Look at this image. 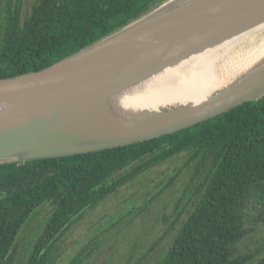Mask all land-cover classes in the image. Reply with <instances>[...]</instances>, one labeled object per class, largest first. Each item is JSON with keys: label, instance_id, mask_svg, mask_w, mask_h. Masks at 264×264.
Instances as JSON below:
<instances>
[{"label": "trees", "instance_id": "obj_1", "mask_svg": "<svg viewBox=\"0 0 264 264\" xmlns=\"http://www.w3.org/2000/svg\"><path fill=\"white\" fill-rule=\"evenodd\" d=\"M163 0H0V79L37 72L91 45ZM183 154L186 181L166 248L149 264H264V245H243L250 209L264 220V96L189 128L87 154L0 164V264H57L61 243L85 213L146 171ZM41 229L17 257L37 211ZM164 221H169L164 216ZM94 244L93 242H91ZM95 245V244H94ZM86 246L66 264H85ZM87 249V250H86ZM135 247L124 264H141Z\"/></svg>", "mask_w": 264, "mask_h": 264}, {"label": "water", "instance_id": "obj_2", "mask_svg": "<svg viewBox=\"0 0 264 264\" xmlns=\"http://www.w3.org/2000/svg\"><path fill=\"white\" fill-rule=\"evenodd\" d=\"M262 25L264 0H163L46 68L0 79V164L128 146L261 99L264 52L226 73L200 100L153 107L125 101L158 98L146 83ZM260 45L245 43L230 57L251 55Z\"/></svg>", "mask_w": 264, "mask_h": 264}, {"label": "rangeland", "instance_id": "obj_3", "mask_svg": "<svg viewBox=\"0 0 264 264\" xmlns=\"http://www.w3.org/2000/svg\"><path fill=\"white\" fill-rule=\"evenodd\" d=\"M21 2L23 11L27 12L34 0ZM183 159L181 154L146 171L85 213L65 234L60 248L63 253L57 264H66L86 246L92 248L93 253L85 264H124L133 247L136 258L147 255L141 264L152 263L172 236V230L164 234L168 232L179 190L187 179L185 169L179 172ZM259 210L257 204L250 209L246 227L253 229L250 237L239 245L241 250L244 244L249 248L264 245V220H254ZM47 213V208L37 211L22 230L16 243L17 257L27 253L29 242L41 229ZM164 216H168L169 221L165 222Z\"/></svg>", "mask_w": 264, "mask_h": 264}, {"label": "bare ground", "instance_id": "obj_4", "mask_svg": "<svg viewBox=\"0 0 264 264\" xmlns=\"http://www.w3.org/2000/svg\"><path fill=\"white\" fill-rule=\"evenodd\" d=\"M263 37L264 25L218 48L191 57L146 83V88L155 87L153 89L157 91L154 94L158 98L148 93L146 98L131 96L125 101L132 106L153 107L168 101L200 100L207 90L223 81L226 73L234 71L236 66L248 65L255 60L256 56L263 53ZM252 41L255 44L259 41L262 47L249 52L251 55H243L237 60L230 57L238 52V48Z\"/></svg>", "mask_w": 264, "mask_h": 264}]
</instances>
